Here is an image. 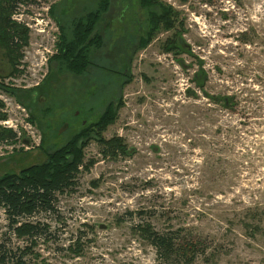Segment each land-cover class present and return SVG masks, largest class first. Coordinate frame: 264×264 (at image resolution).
I'll use <instances>...</instances> for the list:
<instances>
[{
  "label": "rangeland",
  "instance_id": "rangeland-1",
  "mask_svg": "<svg viewBox=\"0 0 264 264\" xmlns=\"http://www.w3.org/2000/svg\"><path fill=\"white\" fill-rule=\"evenodd\" d=\"M139 1L111 0L96 27L104 41L94 51L97 65L80 76L58 69L47 100L41 98L37 105L38 114L50 116L47 147L53 151L78 130L80 119L75 117L88 116L87 125L110 101L122 97L116 121L102 136L122 138L128 152L103 154L99 143L88 145L75 187L58 194L57 215L38 216L49 224V237L31 245L11 236L1 211L0 243L17 256L32 246L23 257L26 264H159L155 249L136 229L149 224L157 231L183 229L202 238L206 254L195 264H264V0H161L173 9L175 29L161 27L146 47L140 43L150 29V11ZM98 2L28 0L12 19L24 24L40 14L52 21L55 51L60 27L95 10ZM127 22L133 35L117 31L130 28ZM180 28L194 57L165 51L167 39ZM119 33L120 42L123 38L138 46L129 69L119 65V55L111 48ZM29 34V51L49 48L45 38ZM115 48L118 52L120 45ZM51 54L43 67L46 75ZM35 57L38 60V54ZM198 59L209 74V97L192 80ZM184 60L188 68L181 65ZM11 68L0 47L4 86L15 78L8 76ZM124 70L128 74L121 84L115 74ZM189 89L196 94L190 96ZM223 93L237 95L236 113L211 99ZM0 95V121L20 120L17 107L23 106L2 88ZM68 117V127L55 133ZM32 125L40 133L36 121ZM27 135L21 138L39 145ZM14 149L27 150L21 140L3 142L0 159Z\"/></svg>",
  "mask_w": 264,
  "mask_h": 264
},
{
  "label": "trees",
  "instance_id": "trees-1",
  "mask_svg": "<svg viewBox=\"0 0 264 264\" xmlns=\"http://www.w3.org/2000/svg\"><path fill=\"white\" fill-rule=\"evenodd\" d=\"M27 1L0 0V47L12 67L8 76L21 75L18 67L23 58V51L29 44V29L12 19L20 4ZM139 3L150 11V29H147L140 43L142 47H146L154 40L161 27L168 30L175 29L173 9L166 6V3L163 5L161 0H140ZM110 6L111 0H99L95 10L75 18L71 25L62 28L59 26L58 53L53 56L50 63L56 62L60 70L64 69L77 76L83 75L89 67L95 65L94 51L101 49L104 45L102 36L96 32V27L103 15L109 11ZM182 36L180 28L174 36L167 39L165 51L167 48L168 53L174 56L186 52L190 57H194L191 47L182 39ZM129 45V43L123 44L120 59L128 69L133 60L132 56L135 54V49L130 51ZM197 61L199 70L192 80L196 88L209 97L205 91L209 74L203 60ZM186 62L184 60L181 63L184 68H188ZM125 78L126 76L121 77V84ZM3 79L4 77L0 75V81ZM0 88L19 100L17 93L19 89L4 86L1 82ZM188 94L191 96L196 93L189 89ZM211 99L224 110L232 113L238 111L239 100L235 93L218 94ZM121 100L122 97L110 101L96 120L82 127L61 147L53 151L44 149L45 160L40 164L18 174L8 173L0 176V212L4 211L7 217L11 236L28 240L31 245H35L41 239L46 240L50 226L40 221L38 216L42 213L46 216L57 215L58 194H63L75 187L77 175L85 159L84 150L88 145L93 142L99 143L103 154L117 155V153L128 152L122 138L108 140L102 136L105 130L116 121L119 107L122 106ZM17 141V134L14 131L0 128V143L12 144ZM86 168H89V165ZM136 229L155 249L159 264H195L199 257L206 254L205 241L185 233L183 229L161 232L149 224H139ZM32 248L31 246L24 249L21 255L17 256L16 253L8 250L4 243H0V264L17 259V264H26L23 257L31 252Z\"/></svg>",
  "mask_w": 264,
  "mask_h": 264
},
{
  "label": "flooded vegetation",
  "instance_id": "flooded-vegetation-1",
  "mask_svg": "<svg viewBox=\"0 0 264 264\" xmlns=\"http://www.w3.org/2000/svg\"><path fill=\"white\" fill-rule=\"evenodd\" d=\"M123 15H121V17H123ZM130 20H132L131 17H130ZM127 23L130 26V22H127ZM125 29L128 30L127 33H130L131 35H133L132 31H133L134 28H131V26H130V28L129 27H124L122 29H121V27H119V28H117V31L118 32H120V31L123 32ZM119 39H120V33H119L118 38H116V40L113 42L111 48H112V51L115 52L116 54H118L119 58L121 59L122 58L121 49H122V46L124 44V39L122 38L121 42L119 41ZM119 45H120V50L118 52H116V48L114 49V47H118ZM129 47H130V51H132L134 49L136 51L138 46H137V44H132L131 43L129 45ZM96 65H92V66H96ZM119 65H122L121 60L119 61ZM58 69H59L58 68V63H56V62L49 63L48 74L45 75V77L40 82H38L36 85H34V86H32L31 88H28V89L16 88V89H19L18 92H17L19 100H17L16 97L15 98L18 101V103L20 105H22L24 107V109L27 111L28 116H29V122L31 123V125H32V123H35V121H36L37 128L39 127L38 129L40 130V133H41L40 134L41 135V139H40L39 145L31 146L27 150L14 149L7 156L2 157L0 159V171L3 172V173L0 176H2L4 174H8V173H16V174H18V173H20L22 171L27 170L28 168H30L32 166L40 164L41 162H39V161H44L45 160V155H44L45 153H44L43 150L44 149H48L47 143L51 141V139L48 140V138H47V137H49L47 133H50V132L47 131V128H48L47 124L49 125V121H50L49 117L50 116L44 117L43 114H42V116L40 114H38L37 105H38V102H39V100L41 98H43L44 100H47L48 92L51 93V91H52V90H50L52 82H55L56 80L58 81V78H59L58 74H57V70ZM126 69H128V68H126ZM112 73L114 74V72H112ZM127 74H128L127 70H124L123 74H119V75L116 74V76H119L121 78V77H125ZM75 113H73V114L75 116H77L78 114H81V111H78L77 114H75ZM101 114H99L98 117ZM69 118L70 117H68V119L64 118V120L61 121V124H60V126H58V129L55 131V133L59 129L64 127V126H65L64 127L65 129L68 127V123L70 122ZM75 119H80V120H76V124L79 125V126L81 125L80 128L78 126V128H77L78 130L76 129L77 131L75 133H77L78 131L81 130L82 127L86 126L85 122H86V120H88V116L87 117H83V118L82 117L81 118L75 117ZM82 119H83V121H82ZM65 120H66V122L63 123ZM78 121H81V122L79 123ZM88 123L89 122H87V124ZM45 127H46V129H45ZM64 130L61 133H57V135H55V136L61 135L64 132ZM75 133H73L72 136L75 135ZM24 141L26 142V139H24ZM17 142H15V143H17Z\"/></svg>",
  "mask_w": 264,
  "mask_h": 264
},
{
  "label": "built area",
  "instance_id": "built-area-1",
  "mask_svg": "<svg viewBox=\"0 0 264 264\" xmlns=\"http://www.w3.org/2000/svg\"><path fill=\"white\" fill-rule=\"evenodd\" d=\"M22 21V19H20ZM25 26L29 29V32L36 33L37 36H40L41 38H45L46 42L45 44L49 46V48H45V50L38 49L35 51H29L27 47L23 51V58L20 62V66L18 69L21 71V75L11 79V82L9 83L8 87L13 86L14 82H17L18 85L17 87L23 88V89H28L31 88L32 86L36 85L38 82H40L44 77H45V69L43 67H47V62L48 59L46 56L48 54H51V58L55 56L58 53V49H55L53 51V45L55 43V32L53 23L50 22V20H46L43 17H41L40 14L36 15L35 18L31 19L30 22L23 21ZM23 24V25H24ZM46 34L45 37L43 35ZM59 40V39H58ZM36 44L39 43V41L35 42ZM42 48V44L40 45ZM35 54H38L39 58L38 60L35 57ZM35 59L32 61V59ZM50 58V59H51ZM44 64H43V62ZM31 62L32 64H29ZM33 70L31 72L29 69ZM43 72V75L42 73ZM16 88V87H14ZM0 98L3 99V95H0ZM6 103L11 106V101L10 99H5ZM17 108H20V115L21 119L19 120L18 118H9L6 120L0 121V127L7 128L8 130H12L17 134V140L22 141L23 145L28 149L31 147V141L26 139V142L24 141L23 137L26 135H31L33 140L35 142H40L41 135L38 130H36L31 123L28 121L29 116L27 111L23 108L18 106ZM27 135V136H28ZM26 136V137H27Z\"/></svg>",
  "mask_w": 264,
  "mask_h": 264
},
{
  "label": "crops",
  "instance_id": "crops-1",
  "mask_svg": "<svg viewBox=\"0 0 264 264\" xmlns=\"http://www.w3.org/2000/svg\"><path fill=\"white\" fill-rule=\"evenodd\" d=\"M1 82V81H0ZM2 83V82H1ZM43 162V161H42Z\"/></svg>",
  "mask_w": 264,
  "mask_h": 264
}]
</instances>
